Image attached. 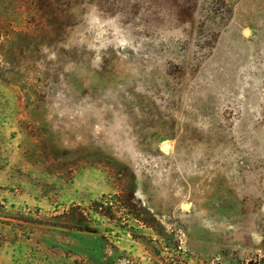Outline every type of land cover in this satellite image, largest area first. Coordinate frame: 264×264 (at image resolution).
<instances>
[{"label":"rangeland","instance_id":"1","mask_svg":"<svg viewBox=\"0 0 264 264\" xmlns=\"http://www.w3.org/2000/svg\"><path fill=\"white\" fill-rule=\"evenodd\" d=\"M263 257L264 0H0V264Z\"/></svg>","mask_w":264,"mask_h":264},{"label":"trees","instance_id":"2","mask_svg":"<svg viewBox=\"0 0 264 264\" xmlns=\"http://www.w3.org/2000/svg\"><path fill=\"white\" fill-rule=\"evenodd\" d=\"M110 203H112L114 205V207L117 209L116 210L117 212L122 211V210H120L121 206H120L119 203H117L115 201H110L109 204ZM101 206H103V204ZM123 213H125L127 216L129 215L126 212H123ZM120 221H121L122 225H124V227H131L130 224H129L131 220L129 218H123V220H120ZM261 264H264V257H263V260H262V263Z\"/></svg>","mask_w":264,"mask_h":264}]
</instances>
